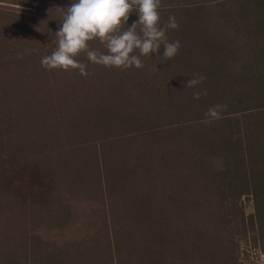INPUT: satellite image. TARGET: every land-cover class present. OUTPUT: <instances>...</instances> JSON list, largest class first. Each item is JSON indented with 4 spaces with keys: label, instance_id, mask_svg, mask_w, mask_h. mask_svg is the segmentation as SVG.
I'll list each match as a JSON object with an SVG mask.
<instances>
[{
    "label": "trees",
    "instance_id": "obj_1",
    "mask_svg": "<svg viewBox=\"0 0 264 264\" xmlns=\"http://www.w3.org/2000/svg\"><path fill=\"white\" fill-rule=\"evenodd\" d=\"M13 2L22 19L29 14V22L61 24L53 1L44 12L43 0ZM34 3L36 13L29 8ZM170 14L179 27L168 29L167 39L181 45L173 58L154 53L142 57V68L121 70L91 63L81 52L88 74L71 72L97 94L89 106L96 121L124 131L111 136L129 144L117 169L119 178L129 177L128 186L117 190L141 206L153 205L162 190L159 200L169 215H147L138 234L113 227L114 256L106 244L100 264H251L252 255L264 251V0H161V24ZM137 19L131 13L127 25ZM89 43L106 51L99 40ZM197 74L206 79L187 87ZM203 89L207 94L194 98ZM217 104L223 106L219 117H207ZM242 198L252 202L250 214ZM6 231L0 264H73L76 253L69 249L40 240L36 252L27 232L9 224Z\"/></svg>",
    "mask_w": 264,
    "mask_h": 264
},
{
    "label": "rangeland",
    "instance_id": "obj_2",
    "mask_svg": "<svg viewBox=\"0 0 264 264\" xmlns=\"http://www.w3.org/2000/svg\"><path fill=\"white\" fill-rule=\"evenodd\" d=\"M50 2L63 15L57 0H43V12ZM65 2L67 7L72 0ZM4 6L9 11L0 12V238L7 234V224L15 225L28 233L27 244L36 252L42 240L49 248L75 252L69 259L73 264H100L107 259L106 244L114 256L113 227L138 234L147 215L169 216L159 200L163 191L151 206L125 201L117 187L128 186L129 177L119 178L117 169L129 144L111 138L124 131L96 121V110L89 106L97 94L72 69L42 64L57 47L59 26L36 18L29 22V14L27 19L16 16L13 0H0ZM31 6L36 13L37 4ZM115 189L117 194L110 197ZM241 202L250 214L252 202ZM127 245L132 246L130 238ZM251 264H264V251L252 255Z\"/></svg>",
    "mask_w": 264,
    "mask_h": 264
},
{
    "label": "clouds",
    "instance_id": "obj_3",
    "mask_svg": "<svg viewBox=\"0 0 264 264\" xmlns=\"http://www.w3.org/2000/svg\"><path fill=\"white\" fill-rule=\"evenodd\" d=\"M160 7L161 0H72L66 8H61L63 16L56 31L57 47L42 58V64L63 70L78 69L82 75H87V66L77 59L81 52L86 53L91 63L121 70L142 68V57L154 53L171 59L181 45L179 40L169 41L166 33L179 24L174 14L161 24ZM133 12L138 19L128 26ZM94 40H99L106 51L92 48L89 42ZM204 79L205 76L197 74L187 80L186 86L194 87ZM206 94V89L193 92L196 99ZM222 107L220 104L210 107L206 116L218 118Z\"/></svg>",
    "mask_w": 264,
    "mask_h": 264
}]
</instances>
